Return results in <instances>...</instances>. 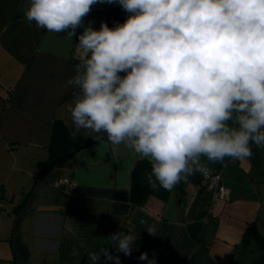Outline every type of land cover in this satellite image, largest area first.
<instances>
[{"label": "crops", "instance_id": "obj_1", "mask_svg": "<svg viewBox=\"0 0 264 264\" xmlns=\"http://www.w3.org/2000/svg\"><path fill=\"white\" fill-rule=\"evenodd\" d=\"M29 2L0 0V201L11 195L8 208L0 202V264H90L89 253L101 247L121 264H146L138 259L145 251L157 264H264V149L255 145L251 157L208 163L229 189L224 200L197 173L164 203L151 197L145 206L133 204L130 171L139 158L123 146L114 150L106 137L35 177L50 160L55 120L82 138L95 134L77 131L65 107L74 92L64 85L78 62V37L28 23ZM107 8L95 5L86 22L98 29ZM62 177L75 185L55 186ZM150 225L156 236L145 231ZM117 231L139 234L131 256L106 239Z\"/></svg>", "mask_w": 264, "mask_h": 264}, {"label": "clouds", "instance_id": "obj_2", "mask_svg": "<svg viewBox=\"0 0 264 264\" xmlns=\"http://www.w3.org/2000/svg\"><path fill=\"white\" fill-rule=\"evenodd\" d=\"M97 4L118 5L125 20L94 28L85 18ZM25 19L78 37L64 85L72 126L148 161L151 188L171 191L208 163L264 149V0H30ZM106 239L131 256L139 234ZM138 259L157 264L146 251ZM89 261L121 264L108 247Z\"/></svg>", "mask_w": 264, "mask_h": 264}, {"label": "trees", "instance_id": "obj_3", "mask_svg": "<svg viewBox=\"0 0 264 264\" xmlns=\"http://www.w3.org/2000/svg\"><path fill=\"white\" fill-rule=\"evenodd\" d=\"M126 18L125 12L116 4L108 5L104 18L105 23L112 27L114 22H123ZM94 136L82 138L79 135L69 132L62 120H55L53 123L48 152L51 159L60 160L71 156L78 149L94 141ZM55 164V165H56ZM151 165L146 160L138 159L130 171V196L135 205L145 206L148 199L153 197L164 203L169 195L168 190L163 188L153 189L149 186L145 173L150 171ZM0 186V193L3 191Z\"/></svg>", "mask_w": 264, "mask_h": 264}, {"label": "built area", "instance_id": "obj_4", "mask_svg": "<svg viewBox=\"0 0 264 264\" xmlns=\"http://www.w3.org/2000/svg\"><path fill=\"white\" fill-rule=\"evenodd\" d=\"M200 184L210 190L214 198L227 199L229 196V189L222 180V173L220 170L211 169L207 174H201ZM55 186L73 187L75 181L69 177H62L54 184Z\"/></svg>", "mask_w": 264, "mask_h": 264}, {"label": "water", "instance_id": "obj_5", "mask_svg": "<svg viewBox=\"0 0 264 264\" xmlns=\"http://www.w3.org/2000/svg\"><path fill=\"white\" fill-rule=\"evenodd\" d=\"M55 164H56V159H51L43 163L36 171L35 177L39 180L43 179Z\"/></svg>", "mask_w": 264, "mask_h": 264}, {"label": "rangeland", "instance_id": "obj_6", "mask_svg": "<svg viewBox=\"0 0 264 264\" xmlns=\"http://www.w3.org/2000/svg\"><path fill=\"white\" fill-rule=\"evenodd\" d=\"M10 181H11L10 182L11 184L9 183V185H11L12 188L16 189L17 188V182L15 180H12V179H10ZM6 200L7 201H5L4 199H2L0 202H2V204H4V206L8 208V203L11 200V195H6Z\"/></svg>", "mask_w": 264, "mask_h": 264}]
</instances>
